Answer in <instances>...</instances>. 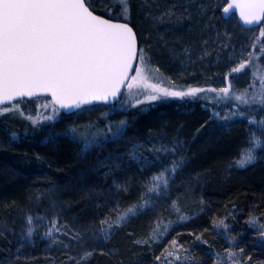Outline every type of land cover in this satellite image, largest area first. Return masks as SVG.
I'll return each mask as SVG.
<instances>
[{
    "label": "snow or ice",
    "instance_id": "obj_1",
    "mask_svg": "<svg viewBox=\"0 0 264 264\" xmlns=\"http://www.w3.org/2000/svg\"><path fill=\"white\" fill-rule=\"evenodd\" d=\"M97 2L98 0H0V117L12 113L26 116L32 127L22 129L25 136L42 127L43 121L64 120L66 115L75 116L85 109L95 107V102H105L106 110L100 114L107 120L103 128L98 126L97 118L87 122L72 120L61 130L82 145L81 152H87L90 148L102 146L106 141H119L127 135L128 119L110 120V114L133 106L145 108L151 102L167 97H195L206 91L199 86L178 85L171 77H165L159 67L150 64L152 32L145 31L141 35L143 30L134 25L132 0H112L111 5L105 4L102 9H97ZM193 2L194 0L172 2L161 8L159 0H143L140 7L143 15L152 21L158 38L167 43L165 33L180 30L193 19ZM118 5L121 6L119 10ZM196 7L201 17H208L209 24L219 20L227 24L234 11L238 10L244 26L259 28L260 49L264 53V0H231L223 7L219 18L215 16L218 3L199 0ZM209 13L212 15L209 16ZM209 24L202 27L206 28ZM224 35L229 38L232 35L227 27ZM256 46V42H253V49ZM223 47L227 48L228 45L223 44ZM184 50L190 51L187 46ZM206 54L207 52L203 53ZM241 55H244L243 49ZM253 56V52H248L247 58L241 59L231 72H241L246 66L257 63L253 61ZM133 72L135 75H132ZM257 75L259 87L255 86ZM253 76V84L241 91H234L230 81L222 88L211 89L217 97L231 96L238 102L225 112L223 120L230 123H234L235 118L248 121L238 154L231 158V164L238 168H245L264 159V155H261L264 152V116L257 118L256 111H264V71L254 70ZM152 79L159 82L152 83ZM134 84L144 85L145 91L133 93ZM125 85L129 89L130 98L117 103ZM39 93L51 94V110L47 115L38 111L33 115L17 102V98L32 97ZM241 105L245 107V111L240 110ZM62 109H67L68 112L62 114ZM214 115L220 114L214 112ZM18 139L20 132L10 122L0 125V146L10 147ZM144 151L142 143H133L130 158L138 161L142 169L162 166L152 173L149 180L142 181L143 190L139 198L127 206H122L121 200L116 199L113 206L100 219L93 220L88 228L83 231L73 230L74 239L83 242L85 233H91L97 242L108 241L118 226L138 218L149 208H155L153 196L159 199L170 195L171 182L185 164L186 157L181 155L183 149L176 146L175 142L169 146V143L161 140L159 144L151 146V151L156 153L152 159L145 156ZM168 157L171 159L165 164ZM37 158H40L39 155ZM117 188L128 191L129 185L126 182L117 185ZM172 208L180 220L187 219L180 211L178 200L172 201ZM45 219V215L41 213H36L35 216L31 212L26 214L25 225L19 234L20 247L32 240L34 232L40 226L37 221L42 225ZM247 222L258 226L255 243L264 248V222L255 214L250 215ZM153 223L154 227L149 234L137 238L133 241L134 244L151 248L165 238L174 222L170 219L164 222L157 217ZM58 224V218H48L43 235L53 237L54 233L61 232L63 227ZM217 224L222 225L225 230L229 228L224 219L214 220L213 225ZM12 231L15 233V229ZM0 235H3L2 231ZM196 240L210 245L202 235L197 236ZM226 240L231 243L236 242L237 238L227 235ZM96 248L101 253L105 251L97 243L93 248L83 251L77 264H87ZM109 252L117 254L115 249ZM141 255L142 253H133L132 257L135 259L123 258L118 264H140ZM205 255L215 257L212 264H264V260H254L253 253L245 255L243 247L236 249L233 246L223 251H213L210 245L205 250ZM154 264H204V261L173 238L155 256Z\"/></svg>",
    "mask_w": 264,
    "mask_h": 264
},
{
    "label": "trees",
    "instance_id": "obj_2",
    "mask_svg": "<svg viewBox=\"0 0 264 264\" xmlns=\"http://www.w3.org/2000/svg\"><path fill=\"white\" fill-rule=\"evenodd\" d=\"M110 2L112 3V0ZM132 4L134 25L138 28L140 22L141 26L146 28L144 25L147 24L136 16L137 0H132ZM117 7L119 10L121 6ZM216 17H220L218 11ZM226 27L227 31L232 33L230 38L224 35ZM186 28L172 32L175 35L165 33V39L180 40L186 46L193 45L194 41H200L199 34L193 27L192 30H188L189 32L185 31ZM217 28L221 40H226L224 38L227 37L231 43L234 41L240 45L246 43L248 37L241 34L242 29L236 19L230 20L227 24L219 20ZM205 34L208 35V32ZM205 34L201 40L208 37ZM253 42L257 45L255 49L252 47ZM250 52L254 53L253 61L257 63L246 66L245 70L232 73L231 69L236 64L219 70V74L226 78L227 82L248 79L243 87L233 88L234 91L244 90L253 84L254 70L264 71V53H261L260 38H254L251 42ZM257 53L260 55H256ZM161 73L168 77L165 72ZM149 77L151 78L150 73ZM176 77L179 76L173 79ZM151 82L158 83L159 80L152 79ZM213 82L203 78L195 83L193 86L206 89L204 93L195 97H167L151 102L145 110H141V106L123 110L130 119L125 138L128 136L132 141L144 139L150 132H162L169 137L177 135L185 142L189 151L187 161L178 176L185 174L189 175V178L203 177L196 189L197 195L203 201L201 212L186 223L171 229L163 243L156 247H160V250L173 238L187 246L194 243L199 235L214 246L223 245L224 241L215 234L213 221L231 209L240 213L238 217L241 220L250 214L264 220V162L259 160L244 169H235L231 164V158L238 154L241 141L246 134L243 127L235 123L223 128L210 120L208 110L203 107L227 108L238 103L231 96L217 97L211 90L217 89ZM176 83L188 85V80L183 79ZM255 86L259 87L258 75L255 77ZM143 91L145 87L138 93ZM129 98L128 95L123 99L119 98L117 103ZM191 100L193 101L190 104ZM18 103L26 111L31 112H34L38 104L51 105L47 98L21 100ZM98 107L97 105L94 108ZM240 110L246 109L241 105ZM256 111L259 116L264 115V111L258 109ZM71 117L66 115V118L60 121H66ZM2 123L3 119L0 117V125H3ZM125 147L126 144L119 140L84 153L81 152L80 145L64 135L47 138L25 137L16 140L10 147L0 146V231L3 232V235H0V264H46L48 244L35 245L28 242L20 247L18 243L26 214L29 212L33 215L51 213L64 224L65 228L82 231L88 228L93 220L100 219L113 206L116 199L121 200L122 206L136 201L143 190L141 183L148 179L149 174L146 172L145 176L126 153L124 155ZM116 154H122L124 158L107 163L108 160H114ZM126 182L129 185L128 191L117 188V185ZM43 196L52 201L48 203H44L43 199L40 201ZM52 202L54 206L51 205ZM146 215H140L131 225L140 227ZM195 247L200 248L195 256L203 260L204 264H212L210 256L205 255L206 248L203 250L204 247L198 245ZM146 256L148 258L146 260L150 261V256ZM109 258L108 255L99 256L95 253L87 264H106ZM114 259H119V256Z\"/></svg>",
    "mask_w": 264,
    "mask_h": 264
},
{
    "label": "rangeland",
    "instance_id": "obj_3",
    "mask_svg": "<svg viewBox=\"0 0 264 264\" xmlns=\"http://www.w3.org/2000/svg\"><path fill=\"white\" fill-rule=\"evenodd\" d=\"M137 2H138V9L136 11V16H138L139 20L143 21V23L147 24L144 25L146 26L145 28L141 26L142 23L140 24L139 22L138 29L143 30L141 32V35H143L145 31L152 32L151 43L153 45V48L150 53L152 57L150 63L159 67V69L162 72L168 74V77H171L172 79L175 76H179L176 77V79H173L175 81H182L183 79L188 80V85L193 86L195 83L199 82L204 78V79L213 80L214 81L213 85H215L217 89L224 87L229 82H227V79L224 78L221 74H219V70L225 66L226 67L234 66L235 64H238L241 59L247 58V53L250 52L251 42L254 40V38H259V28L250 29V30H244L241 28L242 29L241 34H243L245 37L246 36L248 37L246 39L245 44L240 45V43L236 41L231 43L228 41L227 37L224 38L226 40H221L220 39L221 37L217 36V32H218L217 22L213 24H209L208 17H201L196 7V4L199 2V0H194L191 9L193 14V19L191 21H188L183 26V28L185 29L187 27L185 31L189 32L190 31L189 26H191V28L193 27L194 30H196V32L199 34L200 41H197L198 43L194 41L193 45L187 46L188 49H190V51H185L184 49L186 45H184L183 42L181 43L180 40L169 41L165 39L167 43H164L158 38L156 30L152 27V21L143 15V10L140 7L141 4L143 3V0H137ZM159 2L161 8H163L166 4L172 2L182 3L184 2V0H159ZM211 2L214 4L216 3L219 4V8L217 10L219 13L225 5V0H211ZM105 4L111 5L110 0H98L96 7L97 9H102ZM211 15L212 13H209V16ZM215 16H216V12H215ZM233 19L235 18L232 16L231 20ZM205 24H209V26L206 28L202 27ZM161 31H163V29H161ZM207 32L208 35L205 34ZM168 33L175 35L172 32H167V34ZM204 34L208 37L201 40ZM223 44H227L228 47L227 48L223 47ZM161 48L163 50H161ZM242 49L244 53L243 56L241 55ZM205 52H207V54L203 55V53ZM132 75H135V72H133ZM247 81L248 79H243L242 81L231 82V84L233 88H241L243 87L244 84H246ZM142 87L145 86L134 84L132 88V92L138 93L140 89H142ZM127 95L130 96L128 87L125 88L120 98L123 99V97ZM192 101L193 100L190 101V104ZM48 105L43 106V104H38L37 107L34 108L33 110L34 112H32V114L35 115L36 112L38 111L41 114L47 115L51 110V105L49 106ZM98 106H99L98 108L90 107L88 109H85L84 111L78 113L75 116H72L70 119L66 121H60L59 119L43 121L41 122L42 127L37 128L33 134H30L28 136H25L22 131L24 127H32L30 121L27 119L26 116H20L18 113H12V114H6L1 118L3 119L2 124L10 122L11 125L15 126V129L20 132V138L36 137V136H43V138H47L55 135L56 136L64 135L70 138L71 140H73L70 136L64 134L61 131L72 120H76L77 122H87L89 120H97V118H99L98 126L101 128L105 126L107 120H105L100 115L102 112L106 110L105 106L104 105H98ZM147 108L148 107L146 106L145 108H140V109L145 110ZM203 108L208 110L210 120L215 121L221 127L226 128L227 126H231L235 123L236 125L242 126L243 132L244 134H246L245 128L248 123L246 119L235 118L234 123H230L222 119L225 112L228 111L229 109H232L233 106L227 108H217V109L209 108V107H203ZM214 112H218L220 115L215 116ZM124 113H125L124 111H120L115 114H110L108 119L119 120L121 118L126 117L128 119V124H129L130 119ZM257 118H259L258 114H257ZM161 140H163L165 143H169V146H172V142H175L176 146L183 149L181 155H184L186 157L185 162L187 161L189 151L186 147L185 142L182 139H180L177 135L174 137H169L162 132L161 133L150 132L146 135L144 139H138L132 141L131 138L127 136L126 138L121 140V142H124L126 144V147L123 148L124 155L126 153V156H128L129 159L132 162H134L138 170L141 171L145 176H147L146 172L149 174L147 180H149L152 173L155 172L162 165H157L152 168L145 167L142 169L138 161L130 158L129 153L131 151V145L133 143H142L145 146L144 155L147 156L149 159H152L156 155V153H153L151 151V146L152 144H159ZM73 141L76 142L78 145H80V147H82V145L79 142L75 140ZM110 142H115V141H106L103 145ZM95 148L98 147L90 148L87 152L84 153H88L94 150ZM124 155L116 154L115 159L108 160L107 163H109V161L114 162L116 160H122L124 158ZM261 155H264V152H261ZM170 159L171 157H168V159H166L164 163L165 164L168 163ZM261 161L264 162V159H262ZM233 167L235 169H244V168H238L234 164ZM178 173L179 171L177 172L175 178L171 182L170 195L162 196L159 199H157L155 196L152 197V199L156 203V207L149 208L148 211L143 213L147 215L145 216L146 219L142 222L140 227L138 226L135 227L131 225L133 224L132 222L137 219L134 218L130 220L127 224L123 226H118L117 230L112 234L111 239L108 241L97 242L92 238L91 233H85L84 241L80 242L73 238L74 237L73 230L75 231H80V230L75 228H65L64 224L59 219H58L59 221L58 226H62L63 230L61 232L54 233L53 237H48L43 235L47 226L48 218L54 217V215H51V213H41L45 215L46 218L45 222L41 225V222L37 221V224L40 226H38V228L34 232L32 240L30 242L31 244H35V245L37 243L38 244L44 243V245L47 246L48 244L49 249L47 251L48 256L46 259L47 260L46 264H76L77 261L79 260V257L82 255L83 251L85 249L93 248L97 243H99L102 247H104L105 251L101 253L99 251V248H96L93 255L96 253L99 256L102 255L110 256L109 258L110 260L106 264H118V261L123 258L135 259L134 257H132V254L141 253V250H143V252L142 255L139 257L140 264H154L155 256L159 255L161 251L164 249V246L163 249L161 250L160 247L159 248L156 247L160 246V244L163 243L164 239H166V236L169 234L170 230L180 224L189 221L192 217L200 213L203 207V201L197 195L198 191L196 190L198 187L197 184L202 181L203 177L194 176L192 178H189V175L184 174L183 176H178ZM188 178L191 180H189ZM42 199L44 203H48L49 201L50 202L52 201L51 199H48L45 196L41 197L40 201H42ZM173 200H178L180 211L187 216V219L185 220L179 219L178 214L172 208ZM52 203L51 205H53ZM239 215L240 213H237L234 209H231L225 215L216 219V221H219L220 219H224L225 223L229 225V228L225 230L222 225H218V224L216 226L213 225L216 236L221 238L224 241V244L218 247L210 243L211 250L223 251L225 248L228 247L234 246L236 249L243 247L245 248V255H247L248 253H253L254 260H264V248L258 247L255 243L258 226L250 225L247 222L248 217L252 214H250L247 218H244V220H241L238 217ZM157 217H160L164 222H167L169 219L174 222L170 227L169 231L167 232L165 238L161 242L152 245L151 248L145 245L134 244L133 241H135L137 238L147 236L149 234V232L154 227L153 222L157 219ZM260 220L264 222L263 219L260 218ZM163 228H164V224L162 223L161 230H163ZM121 231L124 232L118 235L119 232ZM227 235L235 236L237 238V241L231 243L228 242L226 240ZM56 237H58L59 239H56ZM177 241L179 244H182L179 240ZM168 244L169 242L167 243V245ZM65 245H67V247H65ZM195 245H198L199 247H204L203 250H205V248L206 250L210 248V245L204 244L203 241H197L196 239L194 243H192L191 245H187V246L184 245V246L186 248H190L191 253L195 255L196 252L200 251V248H196ZM112 249L117 250V254H110L109 250ZM93 255L90 258H88V260H90L93 257ZM146 255L150 256V261L146 260L148 259L146 258L147 257ZM117 256H119V259L115 260L114 258ZM69 257H71L72 259L70 260ZM210 258L211 260L215 259L214 256H210Z\"/></svg>",
    "mask_w": 264,
    "mask_h": 264
},
{
    "label": "water",
    "instance_id": "obj_4",
    "mask_svg": "<svg viewBox=\"0 0 264 264\" xmlns=\"http://www.w3.org/2000/svg\"><path fill=\"white\" fill-rule=\"evenodd\" d=\"M231 0H225V5L230 3ZM224 5V6H225ZM223 8L221 9L220 11V16H221V12H222ZM232 16L236 19V22L238 23V25L244 29V30H250V29H255V28H258V27H249V26H244L243 25V22L242 20H240L239 18V11L238 10H235L234 13L232 14ZM127 87V85L123 86L122 89H121V92L123 93V91L125 90V88ZM38 98H47L50 100V102L52 101V98H51V94L50 93H39L35 96H32V97H23V98H17V102L18 101H21V100H27V101H30V100H34V99H38ZM120 98V97H119ZM95 105H105V102H95ZM75 111V110H74ZM68 112L67 109H62V113L63 114H66Z\"/></svg>",
    "mask_w": 264,
    "mask_h": 264
},
{
    "label": "bare ground",
    "instance_id": "obj_5",
    "mask_svg": "<svg viewBox=\"0 0 264 264\" xmlns=\"http://www.w3.org/2000/svg\"><path fill=\"white\" fill-rule=\"evenodd\" d=\"M198 214H199V213H198ZM198 214H197V215H198ZM195 216H196V215H195ZM195 216H194V217H195ZM192 218H193V217H192ZM192 218H191V219H192Z\"/></svg>",
    "mask_w": 264,
    "mask_h": 264
}]
</instances>
